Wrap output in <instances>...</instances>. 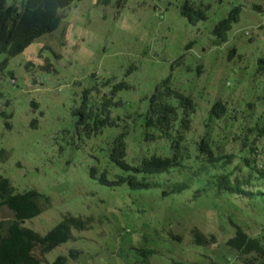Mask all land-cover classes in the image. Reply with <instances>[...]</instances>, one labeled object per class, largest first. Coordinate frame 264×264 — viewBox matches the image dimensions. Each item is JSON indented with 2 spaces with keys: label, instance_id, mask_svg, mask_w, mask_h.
<instances>
[{
  "label": "rangeland",
  "instance_id": "1",
  "mask_svg": "<svg viewBox=\"0 0 264 264\" xmlns=\"http://www.w3.org/2000/svg\"><path fill=\"white\" fill-rule=\"evenodd\" d=\"M184 1H74L58 10L55 30L6 60L0 53V176L15 192L33 189L47 197L21 225L43 235L63 214L91 220L47 251L41 264L57 255H65L67 264H230L227 219L250 234L264 227L259 197L237 199L234 208L211 191L194 193L193 181L162 195L158 187H110L89 175L96 161L99 169L107 166L109 177L119 173L104 151L121 130L127 160L167 154L164 139L142 140V120L147 96L168 74L196 103V131L216 98L250 101L251 93L264 90V77L254 73L264 50V0H188L207 5L206 18L196 23L179 13ZM253 2L261 11L252 10ZM235 5L238 19L216 44L211 29ZM105 94L119 101L109 107L113 124L97 134L77 131L74 109L87 96L95 102ZM10 218L0 207V219ZM194 228L205 243L193 242Z\"/></svg>",
  "mask_w": 264,
  "mask_h": 264
},
{
  "label": "trees",
  "instance_id": "2",
  "mask_svg": "<svg viewBox=\"0 0 264 264\" xmlns=\"http://www.w3.org/2000/svg\"><path fill=\"white\" fill-rule=\"evenodd\" d=\"M74 1L79 0L10 3L0 0L3 60L22 51L37 37L55 30L60 20L58 10ZM100 2L107 4L109 0ZM251 6L254 11H261L260 3L253 2ZM206 9L207 5L185 0L179 13L188 22L196 23L206 18ZM239 11L240 5H235L214 23L211 32L216 44L226 39V32L237 21ZM254 73L264 77V50L255 60ZM110 96L105 94L95 102H89L88 96L84 98L74 109V128L90 135L112 125L109 107L119 101L113 102ZM249 98L252 100L216 98L201 118L202 129L196 131L192 125L196 103L189 93L174 87L168 74L154 84L147 96L142 120V140L164 139L167 154L151 153L127 160L123 140L126 130H121L110 138L104 151V158L119 173L109 177L107 166L99 169L96 161L89 167V175L110 187L120 184L130 189L158 187L162 195L180 192L193 181L194 193L211 191L234 208L239 204L237 199L247 201L259 197L264 201V90L258 95L251 93ZM42 202H47L46 196L33 189L15 192L9 181L0 176V207L12 213V218L0 219V264H41L47 251L72 237L71 230L87 229L90 225L88 217L67 213L43 235L23 227L24 220L40 212ZM227 221L232 232L224 243L234 252L230 264H264V227L250 234L231 218ZM190 233L193 242H206L198 229H191ZM49 264H67V258L57 255Z\"/></svg>",
  "mask_w": 264,
  "mask_h": 264
},
{
  "label": "water",
  "instance_id": "3",
  "mask_svg": "<svg viewBox=\"0 0 264 264\" xmlns=\"http://www.w3.org/2000/svg\"><path fill=\"white\" fill-rule=\"evenodd\" d=\"M232 53H233L232 49H229V51H228V53H227V56H226V59H227V60L230 59V57L232 56Z\"/></svg>",
  "mask_w": 264,
  "mask_h": 264
}]
</instances>
